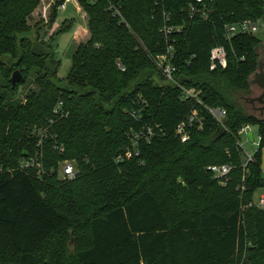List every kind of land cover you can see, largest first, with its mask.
Instances as JSON below:
<instances>
[{"label":"trees","instance_id":"obj_1","mask_svg":"<svg viewBox=\"0 0 264 264\" xmlns=\"http://www.w3.org/2000/svg\"><path fill=\"white\" fill-rule=\"evenodd\" d=\"M76 1L89 38L62 81L52 50L27 23L39 0H0V72L25 79L31 67L42 71L22 101L12 99L20 84L12 88L3 75L0 264H264V210L249 206L264 191V111L244 101L262 41L224 36L225 25L264 23V0H212L207 20L190 16L193 0ZM217 45L227 65L210 71ZM168 47L179 84L200 90L203 106L225 109L224 127L162 78L153 59ZM192 110L203 128L181 143L174 129ZM244 126L260 138L246 172ZM143 127L153 138L134 147L131 135ZM36 153L42 172L20 170ZM64 163L74 168L71 180L59 175ZM223 164L232 167L225 186L206 169Z\"/></svg>","mask_w":264,"mask_h":264},{"label":"built area","instance_id":"obj_2","mask_svg":"<svg viewBox=\"0 0 264 264\" xmlns=\"http://www.w3.org/2000/svg\"><path fill=\"white\" fill-rule=\"evenodd\" d=\"M194 5L191 4L189 8V13L190 16H199L202 20H207L208 14L210 9L208 8V4L212 3V0H193ZM71 2V0H64V2L60 5L61 9H64L66 4ZM196 5H199L200 7L197 9L195 7ZM110 9H114L112 6ZM113 15H119V12L114 9ZM263 21L257 20V21H252V20H245L236 24H231V25H225L224 26V36L226 39H230L234 36L237 35H256L257 32L260 30V28L263 26ZM177 31L181 30V27L176 29ZM172 31V28H164L163 32L165 36L169 32ZM173 49L171 47H168L166 52L160 55H157L154 57V65L156 68L160 71V74L162 78L169 84L176 85L181 89V98L184 101H192L197 103L198 105L202 106L205 111L221 126L224 127L223 125V120L226 117V110L223 108H213V107H206L201 104L200 101V94L201 91L197 90L195 88H185L182 87L178 80L175 78V73L177 72V67L173 63ZM227 65V52L223 46L217 45L211 48L210 53H209V70L214 71L218 68L224 69ZM120 67V66H119ZM124 70L123 68H121ZM142 104L144 103L141 101ZM146 105V104H145ZM141 111L139 109H132L129 111V115L133 119H140V114ZM203 128V117L199 116V114L192 110L189 115L181 122H179L175 129H174V135L177 137L181 143L187 142L190 138V133L193 129L201 130ZM250 126H244L241 131L245 137V140L247 143L248 139L246 138L247 132L250 131ZM157 133L159 135H163V131L160 127H157ZM45 132V131H44ZM44 132L41 131H34L32 135H37L40 136L44 134ZM154 132L151 127H143L141 131L133 132L131 135V139L133 142V146L135 147L137 142L140 139H143L146 142H149L151 138H153ZM253 135V142L249 144H253L256 147L258 146V143L260 141L259 136L257 135V132ZM42 137H39L37 145H40V140ZM240 145V142H239ZM241 147V145H240ZM242 149V147H241ZM242 155H243V150H242ZM41 155L39 153H36L33 157L28 158L27 160H23L20 162L19 169L23 170L29 167L34 168L37 170L38 174L42 172L41 165L39 162V157ZM253 159V155L246 154L245 157L242 156V168L246 172V166L249 162H251ZM207 171L212 174V176L215 179L219 180V184L221 186H225L226 182L228 181V176L232 170V167L228 164H223V165H209L207 168ZM2 170V169H1ZM59 175L63 179L71 180L75 173H74V168L71 163H64L59 171ZM255 206L256 208H259L260 210H264V191L261 190L260 195L258 196L257 200H253V202L249 206Z\"/></svg>","mask_w":264,"mask_h":264},{"label":"rangeland","instance_id":"obj_3","mask_svg":"<svg viewBox=\"0 0 264 264\" xmlns=\"http://www.w3.org/2000/svg\"><path fill=\"white\" fill-rule=\"evenodd\" d=\"M62 0H39V5L29 15L27 23L32 28H36L32 34V39H36L38 44L50 48L53 52V64L57 71V78L65 80L71 67V57L79 44L85 42V28L87 16L79 6L76 0L67 3L64 9L60 5ZM60 4V5H59ZM55 9V10H54ZM56 12V17H54ZM54 17V18H53ZM262 41L260 45L259 55L264 59V24L256 34ZM13 69L12 71H14ZM11 71V72H12ZM11 72L6 73V69L0 72V90L5 92L4 81L5 73L7 80ZM42 74L40 69L31 67L25 74V81L16 87L12 99L24 100L26 96L37 91L36 79ZM252 96H257L255 90L251 89ZM253 132L256 130L253 128ZM240 145L243 150V157L246 154L253 155L257 147L246 142L245 137L240 131ZM264 176V174H263ZM261 190L254 195L256 201ZM74 241L68 243L65 247L68 253L73 252Z\"/></svg>","mask_w":264,"mask_h":264},{"label":"water","instance_id":"obj_4","mask_svg":"<svg viewBox=\"0 0 264 264\" xmlns=\"http://www.w3.org/2000/svg\"><path fill=\"white\" fill-rule=\"evenodd\" d=\"M262 59L257 60L256 70L248 80L249 86L252 88L255 85L260 90V93L257 96H251L244 98V101L252 106L254 111L259 112L260 114L264 111V64H262ZM11 87L14 88L17 84L24 83L25 79L19 70L14 71L10 77ZM246 138L249 143L253 142L252 132H247Z\"/></svg>","mask_w":264,"mask_h":264},{"label":"crops","instance_id":"obj_5","mask_svg":"<svg viewBox=\"0 0 264 264\" xmlns=\"http://www.w3.org/2000/svg\"><path fill=\"white\" fill-rule=\"evenodd\" d=\"M87 25V24H86ZM89 38V32H88V29L87 27L85 28V41L88 40ZM253 90H255L256 93H258V89L256 87H252ZM255 129L256 132H257V128L256 127H251L250 128V132H253L252 129ZM255 132V133H256ZM254 133V132H253ZM254 133V134H255ZM261 169H262V174H264V150L262 151V154H261ZM264 177V176H263Z\"/></svg>","mask_w":264,"mask_h":264},{"label":"flooded vegetation","instance_id":"obj_6","mask_svg":"<svg viewBox=\"0 0 264 264\" xmlns=\"http://www.w3.org/2000/svg\"><path fill=\"white\" fill-rule=\"evenodd\" d=\"M262 62V64H264V59L261 61ZM254 87H256L257 88V86L255 85ZM252 89V88H251ZM258 89V88H257ZM258 93H260V90L258 89Z\"/></svg>","mask_w":264,"mask_h":264}]
</instances>
